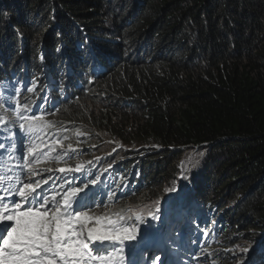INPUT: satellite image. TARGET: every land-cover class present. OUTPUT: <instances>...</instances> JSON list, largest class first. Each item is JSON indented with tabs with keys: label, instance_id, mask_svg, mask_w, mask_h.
Returning <instances> with one entry per match:
<instances>
[{
	"label": "trees",
	"instance_id": "1",
	"mask_svg": "<svg viewBox=\"0 0 264 264\" xmlns=\"http://www.w3.org/2000/svg\"><path fill=\"white\" fill-rule=\"evenodd\" d=\"M13 85L0 117L45 122L25 140L13 133L40 169L23 183L40 180L51 197L99 175L97 227L148 218L157 202L135 200L160 197L156 242L169 259L264 264V0H0V94ZM106 141L127 150L92 160ZM195 148L209 149L197 187L172 205L177 159ZM143 243L90 244L88 264H149Z\"/></svg>",
	"mask_w": 264,
	"mask_h": 264
},
{
	"label": "snow or ice",
	"instance_id": "2",
	"mask_svg": "<svg viewBox=\"0 0 264 264\" xmlns=\"http://www.w3.org/2000/svg\"><path fill=\"white\" fill-rule=\"evenodd\" d=\"M25 91L31 92L32 88H26ZM17 94L18 89L15 85H13L12 95L7 99L0 94V108H3L4 104ZM16 106L15 103L8 104V107L13 110ZM17 115L20 114L17 113ZM21 119L27 121V126L24 123L13 122L16 124L13 129L8 128L7 123L0 117V132L4 133L7 141V143H0V156L8 155L9 149L14 148L16 143L14 132L18 131L26 138L27 135L34 134L37 129L42 130L45 126L41 118L21 117ZM45 171L49 170L45 169ZM59 171L67 176L73 171L80 172L81 167L61 168ZM29 172L35 175L30 166ZM180 178L187 179L184 176ZM98 180H100L99 175L95 179L81 182V187L73 186L74 180L71 182L66 180L68 187L63 194L61 195L53 188L49 190L52 193L49 197V194L41 187L40 180H36L34 184L23 183L19 177L0 175V264H57V261L59 264H88V260L94 259L89 244L96 252H100L105 243H111L113 247L116 243L123 245L125 241H135L138 234L140 240L144 242L157 237L160 233L158 222L161 220L159 201L155 211L148 212L147 217L150 219L137 215L135 217L137 223L128 225L125 218L119 216L117 220L108 219L103 227L92 226L93 223L99 225V219L89 216L88 210L96 204L94 196L89 197L92 192L89 184L94 186ZM167 191L179 193L180 189L177 186ZM58 195L61 196L59 200L56 198ZM112 195L109 194V198ZM73 204L76 205L75 208ZM176 207L180 205L177 204ZM140 223L144 225L143 232L139 231ZM170 235L176 236L177 240L180 238L178 232H172ZM201 235L208 236L209 232L205 230ZM248 250L241 249L244 253ZM111 258V256L108 257V259ZM95 259H103V257ZM160 261V255H153L149 264H160ZM165 264L170 262L166 261Z\"/></svg>",
	"mask_w": 264,
	"mask_h": 264
},
{
	"label": "rangeland",
	"instance_id": "3",
	"mask_svg": "<svg viewBox=\"0 0 264 264\" xmlns=\"http://www.w3.org/2000/svg\"><path fill=\"white\" fill-rule=\"evenodd\" d=\"M3 121L7 123L6 119L3 118ZM8 128H13L15 129V125H10L9 123H7ZM36 132L38 133H44L43 129H37ZM16 139H17V135H15ZM22 137V136H21ZM24 140L27 138L22 137ZM18 142V140H17ZM25 142V141H24ZM104 143V144H103ZM99 145L93 146L92 149L93 151L97 152L99 150L104 151L103 154H101L100 156L93 158L92 160H96L97 158L102 159L104 158V156H109L111 157L114 153L116 152H123L124 150H127L126 147H124V145H120V144H113L111 145V142H103ZM14 149H16L17 151H20L22 156L25 159V162L27 164L28 170H29V166L31 167L32 170H34L35 175L30 174L27 177V180L30 181L31 178L34 176L36 177V175H38L40 173V169L36 168L35 165L33 164L32 161H30V159H28L27 153L25 152L27 149V146H21L19 147L18 143H16L14 145ZM117 155V154H116ZM209 155V149L208 148H202V149H187L185 151L182 152L181 156L177 159V163H178V171L175 175V184L173 185V187H179L180 191L179 193L173 192L170 193L167 198L169 197H173V196H177V199H171L170 202L172 205H174L176 202L184 200V201H188L189 199V194H190V189L197 187L194 182L193 179L196 176V173L198 172L199 169V165L203 164L205 162L204 158H207ZM11 156H14V154H12ZM106 159H109L108 157H105ZM91 160V161H92ZM0 175H4V174H0ZM184 176L187 177V179H181L180 177ZM29 183H33L34 182H29ZM180 194V195H179ZM160 200V197L151 199L150 201H146L144 198H138L135 200V203L137 204V206H141L143 204H145L146 202H158ZM161 203L162 208H165L166 205L164 204V202H159V204ZM147 204V203H146ZM153 205V203L151 204ZM163 210L161 209V212ZM51 214V213H50ZM94 227H97L94 223L93 225ZM183 225L181 224L180 228H182ZM180 230V229H178ZM157 238H154L153 240L149 241V242H144L140 247L144 250V255L145 256H153L155 255H160L163 263L165 264V262H170L171 264H176L175 261H170L168 259V256L166 255V251L164 249H162V247L160 246V244H158L156 242ZM90 247V244H89ZM238 249V248H237ZM239 250V249H238ZM182 264H187L188 261L183 259V260H179ZM206 264L209 263L208 260L205 261ZM57 264H59V261H57Z\"/></svg>",
	"mask_w": 264,
	"mask_h": 264
},
{
	"label": "bare ground",
	"instance_id": "4",
	"mask_svg": "<svg viewBox=\"0 0 264 264\" xmlns=\"http://www.w3.org/2000/svg\"><path fill=\"white\" fill-rule=\"evenodd\" d=\"M62 103V102H61ZM96 200H99V198L98 199H96ZM195 235V234H194Z\"/></svg>",
	"mask_w": 264,
	"mask_h": 264
}]
</instances>
